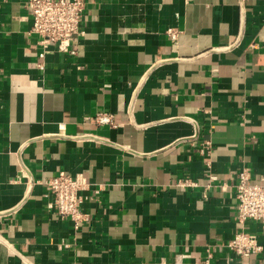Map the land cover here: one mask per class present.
<instances>
[{
    "label": "crops",
    "instance_id": "crops-1",
    "mask_svg": "<svg viewBox=\"0 0 264 264\" xmlns=\"http://www.w3.org/2000/svg\"><path fill=\"white\" fill-rule=\"evenodd\" d=\"M25 3L0 0V264H264L223 246L264 247L235 197L241 168L264 175V0H86L76 53L43 69ZM98 111L115 125L83 123ZM59 172L89 183L78 229L43 183Z\"/></svg>",
    "mask_w": 264,
    "mask_h": 264
},
{
    "label": "built area",
    "instance_id": "built-area-1",
    "mask_svg": "<svg viewBox=\"0 0 264 264\" xmlns=\"http://www.w3.org/2000/svg\"><path fill=\"white\" fill-rule=\"evenodd\" d=\"M86 0H26L25 6L31 17L29 32L37 35V43L42 47L38 53L41 58L37 67L43 69L42 58L46 51L53 49L58 52L75 54L72 47L73 40L82 34L81 19L85 9ZM173 41L177 38L176 31L169 30ZM83 123L89 125L107 124L114 126L113 114L110 111H98L84 117ZM79 141L99 143L101 136L93 132H82L75 135ZM209 143H205L202 149ZM209 152V147H206ZM208 164L209 161L206 160ZM210 178H214L210 175ZM48 194L51 197V206L61 218L72 221L73 227L78 229L88 219V214L83 210L84 201L89 198L85 190L89 183L86 177L77 173L71 175L59 172L43 181ZM182 185L187 183L183 182ZM99 189H94L97 193ZM235 197L237 217L241 223L247 220H255L264 223V175L258 182L251 181L249 171L241 168L237 173L235 183ZM228 255L226 260L232 257L245 258L255 255L264 249L257 235L251 231L240 229L233 236L223 242ZM204 263L207 264L212 257V251L207 249Z\"/></svg>",
    "mask_w": 264,
    "mask_h": 264
}]
</instances>
